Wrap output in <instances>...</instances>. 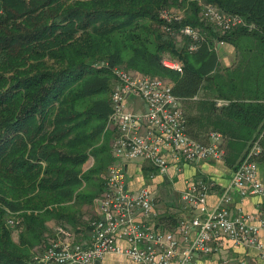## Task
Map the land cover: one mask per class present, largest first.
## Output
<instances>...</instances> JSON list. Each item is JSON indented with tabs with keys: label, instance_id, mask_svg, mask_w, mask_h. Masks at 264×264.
<instances>
[{
	"label": "trees",
	"instance_id": "trees-1",
	"mask_svg": "<svg viewBox=\"0 0 264 264\" xmlns=\"http://www.w3.org/2000/svg\"><path fill=\"white\" fill-rule=\"evenodd\" d=\"M207 4L247 25L219 34L202 17ZM172 8L184 10L172 26L199 28V40L182 36L178 47L166 36L161 13ZM223 42L234 47L230 66ZM166 54L183 70L166 67ZM115 66L169 80L189 135L208 142L220 132L227 165L237 168L259 138L264 160V0H0V264H42L32 256L49 232L78 227L102 195L115 161Z\"/></svg>",
	"mask_w": 264,
	"mask_h": 264
},
{
	"label": "built area",
	"instance_id": "built-area-1",
	"mask_svg": "<svg viewBox=\"0 0 264 264\" xmlns=\"http://www.w3.org/2000/svg\"><path fill=\"white\" fill-rule=\"evenodd\" d=\"M161 16L171 35L190 36L195 41L201 38L200 29L191 25L174 28L172 23L181 16L171 10H164ZM202 17L223 32L247 25L241 15L224 12L213 4L205 5ZM163 64L183 70L180 61L164 57ZM112 70L113 113L109 125L117 129L113 141L115 158L146 161L152 168L149 178L160 176L164 180L172 166L179 169L185 163L224 158L220 132H210L208 142L189 135L182 98L173 92L169 80L136 74L121 66ZM134 96L143 102L138 110L130 106V98ZM227 103L224 99L216 100L218 106ZM262 152L259 138L235 169L214 209L207 206L214 181L190 182L181 197L187 204L200 207V214L191 220H181L172 229L160 224L155 191L146 184L130 189L124 166L114 162L107 169L102 195L94 202L97 214L91 220L90 243L79 242L71 226L58 224L32 259L42 264H97L106 255L118 254L138 264H198L196 255L213 252V242L220 235L238 245L257 248L264 258L261 237L264 216L259 224H253L248 215L232 207L234 188H239L243 195L257 194L264 200L258 165ZM8 222L15 223L13 219Z\"/></svg>",
	"mask_w": 264,
	"mask_h": 264
},
{
	"label": "crops",
	"instance_id": "crops-1",
	"mask_svg": "<svg viewBox=\"0 0 264 264\" xmlns=\"http://www.w3.org/2000/svg\"><path fill=\"white\" fill-rule=\"evenodd\" d=\"M219 52V51H218ZM232 64V63H231ZM231 64L226 63L230 66ZM130 106L135 110L142 108V100L130 98ZM116 163L122 164L127 173V183L130 189L144 184L155 191L156 206L160 213V224L165 229H172L183 219L191 220L200 214V207L187 204L181 197L182 192L192 181L212 180L215 185L210 190L207 206L214 209L219 203L224 189L230 184L236 168L227 165L223 159H206L199 162L185 163L179 169L172 166L169 170V182L160 176L150 179L151 166L143 160H122L115 158ZM113 162V163H114ZM259 178L264 183V160L259 161ZM234 211L248 215L250 222L259 224L264 216V200L257 194H241L239 188L232 190ZM90 210L87 215L86 210ZM82 223L73 227L76 239L82 243H90L92 228L91 219L97 214V205H85L82 209ZM49 226L54 222L49 221ZM159 224V223H158ZM264 240V228L261 232ZM214 251L209 254L196 255L198 264H264V258L255 247L238 245L224 235L213 242ZM98 264H138L132 259L118 254L106 255Z\"/></svg>",
	"mask_w": 264,
	"mask_h": 264
},
{
	"label": "rangeland",
	"instance_id": "rangeland-1",
	"mask_svg": "<svg viewBox=\"0 0 264 264\" xmlns=\"http://www.w3.org/2000/svg\"><path fill=\"white\" fill-rule=\"evenodd\" d=\"M183 11L184 10H181L180 8L179 9H174V8L171 9V12L173 14H175V15H178V16L184 15ZM205 24L212 26V28L216 32H218L219 34L226 33V32H223V31H220V30L216 29V27L210 21L205 20ZM166 36L169 39L173 40V42L176 43V45L178 47H182L185 44V40L182 37L178 36V35L177 36H173V35L170 36L167 33ZM217 49L219 51V56H220V60H221L222 65H226V63L231 64L234 61V47L230 43H227V42H225V43L224 42L223 43H219ZM164 57L169 58V59H173V60H176V61H179L178 59L171 57L169 54H166ZM134 98H136L139 101L141 100V98L139 96L138 97L137 96H134ZM93 164H94V158H90L87 161V163L84 165V167H85V169H87V168L91 167ZM106 172H107V170L104 172V174H106ZM85 212H87V215L90 214V210H88V209ZM11 219H13L15 223H10V222H7V223H8V226L13 231V238L16 241H18L19 240V233H20L19 222H18L19 221L18 220V215H12L11 214L9 216V218H8V221L11 220ZM49 233L52 235L53 231L51 230Z\"/></svg>",
	"mask_w": 264,
	"mask_h": 264
},
{
	"label": "water",
	"instance_id": "water-1",
	"mask_svg": "<svg viewBox=\"0 0 264 264\" xmlns=\"http://www.w3.org/2000/svg\"><path fill=\"white\" fill-rule=\"evenodd\" d=\"M165 179H166V182H169V177L168 176H166ZM98 263H99V261H97V264Z\"/></svg>",
	"mask_w": 264,
	"mask_h": 264
}]
</instances>
